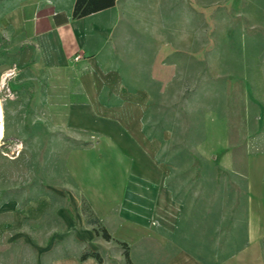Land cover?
I'll return each mask as SVG.
<instances>
[{"label":"crops","instance_id":"0c3cea01","mask_svg":"<svg viewBox=\"0 0 264 264\" xmlns=\"http://www.w3.org/2000/svg\"><path fill=\"white\" fill-rule=\"evenodd\" d=\"M76 1L0 0V81L5 72L16 82L32 73L52 79L60 91L41 104L74 138L63 160L61 223L39 224L55 195L2 203L0 264H264V76L254 87L239 81L222 113H211L196 164L221 169L222 189L206 194L205 211L188 208L142 127L135 100L144 97L124 81L154 62L150 48L124 54L121 41L167 40L165 31L127 29L131 11L151 0H115L83 17ZM156 56L160 67L166 54ZM23 241L30 256L11 245Z\"/></svg>","mask_w":264,"mask_h":264},{"label":"rangeland","instance_id":"374dc122","mask_svg":"<svg viewBox=\"0 0 264 264\" xmlns=\"http://www.w3.org/2000/svg\"><path fill=\"white\" fill-rule=\"evenodd\" d=\"M149 6L131 11L128 31L137 34L149 28L156 37L165 31L167 40L121 41L124 54L150 48L154 62L150 73L126 72L124 81L135 86L130 92L144 97L135 100V107L141 109L145 133L159 144L176 201L205 211L206 194L222 189V171L196 164L203 159L197 144L215 119L211 113H222L225 103L239 93L238 82L254 87L264 76V10L256 8V0H151ZM160 13H166L165 18ZM143 14L150 15L143 19ZM146 19L150 25H144ZM159 51L166 54L160 67L153 57ZM29 75L33 78L16 82L5 72L0 81V205L19 199L24 206L32 198L55 195L58 205L39 224L58 225L63 160L74 138L49 113L52 105L41 104L60 91L56 83L43 74ZM206 177L217 184L207 185ZM25 244L30 243L11 245L20 246L23 257L30 256ZM9 252L16 256L14 247Z\"/></svg>","mask_w":264,"mask_h":264},{"label":"trees","instance_id":"16d2710c","mask_svg":"<svg viewBox=\"0 0 264 264\" xmlns=\"http://www.w3.org/2000/svg\"><path fill=\"white\" fill-rule=\"evenodd\" d=\"M115 0H77L74 8L76 17H83L114 5ZM106 237L109 235L106 234ZM128 257V254H127Z\"/></svg>","mask_w":264,"mask_h":264}]
</instances>
